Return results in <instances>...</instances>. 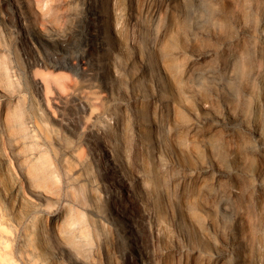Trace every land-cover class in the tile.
<instances>
[{
    "label": "rangeland",
    "instance_id": "374dc122",
    "mask_svg": "<svg viewBox=\"0 0 264 264\" xmlns=\"http://www.w3.org/2000/svg\"><path fill=\"white\" fill-rule=\"evenodd\" d=\"M263 100L264 0H0V264H264Z\"/></svg>",
    "mask_w": 264,
    "mask_h": 264
},
{
    "label": "bare ground",
    "instance_id": "6f19581e",
    "mask_svg": "<svg viewBox=\"0 0 264 264\" xmlns=\"http://www.w3.org/2000/svg\"><path fill=\"white\" fill-rule=\"evenodd\" d=\"M263 105H264V100H263ZM215 120L217 121L218 124H225L227 125L229 122H234L233 120L230 119V117H221V116H215ZM235 120V122L240 125V126H245L247 130H249L250 136L255 138L256 142V151L257 156L264 161V121L260 125H256L254 127H249L245 125V123H241L240 121ZM205 171H207V167L204 168ZM219 175H222L221 171ZM254 188L258 190L259 192H262L264 190V180L258 179L254 183Z\"/></svg>",
    "mask_w": 264,
    "mask_h": 264
}]
</instances>
